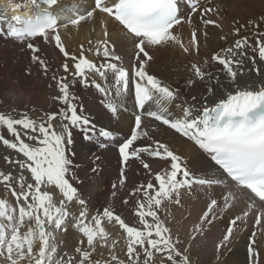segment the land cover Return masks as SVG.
<instances>
[{
    "label": "snow or ice",
    "instance_id": "6c2138e0",
    "mask_svg": "<svg viewBox=\"0 0 264 264\" xmlns=\"http://www.w3.org/2000/svg\"><path fill=\"white\" fill-rule=\"evenodd\" d=\"M29 3L33 15L26 19L13 16L11 20L15 23L0 20V36L27 42L31 60L38 63L45 73L48 71L47 62L40 57V48L34 41H54L55 47L65 57L61 66L65 75L58 77L53 74L52 79L59 91L53 99L63 106L58 112L45 114L46 118L39 123L27 116L14 119L0 114V126L6 127L14 138L13 141L0 135V141L24 158L8 160L20 170L18 178L11 173L0 172V182L15 198V206H10L7 199H0V264H141V255L142 264H155L156 254H161L160 264H191L187 249L182 251L178 247L179 238H174L158 213L165 202L179 205L183 193H191L197 188L203 190L207 197L206 210L194 228V232L203 234L217 218L218 199L208 191L217 187L225 209L233 207V202L238 200L248 202V210L229 221L225 234L216 243L217 264H223L221 250L231 243L237 222H245L249 212L257 208L254 230L247 245V258L248 264H259L257 232L264 236V79L242 84L239 77L245 74L244 66L248 60L252 61L248 72L254 71L257 77L261 76V69L256 67L257 61L248 55V50L264 61V32L254 33L255 46L249 43L248 37H241L202 64H191L194 79H188L186 86L191 88L198 82L203 83L206 95L201 97L202 102L189 103L180 88L162 83L148 73L146 65L153 59L152 50L158 51L169 45H177L185 53L198 52L196 32L192 33L190 45L185 46L175 28L185 20V6L190 9L187 20L191 22L192 14L201 8L199 0H94L90 10L78 12L76 8H60V14H54L60 7L59 0H29ZM97 10L107 14L101 22L104 39L98 41L94 49L89 47L87 52L101 57V63L89 59L83 45L79 56L71 55L58 30L59 27L80 25L93 18ZM69 11L75 18L66 15ZM209 11L211 9L204 8L200 12L201 18ZM109 23L120 26L125 40L133 46L136 66L131 76L128 69L117 63L121 57L115 45L108 40ZM203 23L215 22L204 19ZM249 24L259 28L255 21H249ZM234 32L239 35L240 28ZM68 60L72 63L69 64ZM211 65L221 67L214 72L208 70ZM76 83L86 88L91 86L99 94L102 112L96 122L84 114L82 105L74 103L78 98L71 93L70 87ZM217 93L222 94L221 98L209 105L208 96L215 97ZM128 97L133 98L136 109L134 127L130 136L120 141L111 128V121L118 112L127 111ZM191 99L196 101L195 96ZM173 108L175 112L171 110ZM105 117L109 123L99 124ZM147 118L174 130L206 155L207 162L198 169L202 174H194L181 156L160 141L134 147L138 139L149 135L142 128ZM74 132L80 134V150L90 158L83 178L75 171L80 165L73 159L77 155ZM21 133L36 143H26ZM112 147L116 148L119 157L120 186L127 180L125 170L130 163L139 161L151 173L150 165L142 159V154L169 164L168 169L155 173V182L150 180L136 186L128 194L135 200L134 216L142 227L130 226L108 207L86 222L88 201L82 198L83 193L90 187L92 179L101 177L103 160ZM69 173L77 183L70 181ZM112 189L111 195L115 197L116 183L112 184ZM56 190L58 202L53 199ZM123 203L128 204L129 201L124 199ZM73 204L80 206L78 216L69 209ZM105 219L122 229L126 259L115 254L119 241L112 239L109 242L110 233L102 223ZM73 220L74 227L82 236L74 254L60 256L55 231H67V225ZM97 246L106 247L110 259H94Z\"/></svg>",
    "mask_w": 264,
    "mask_h": 264
},
{
    "label": "bare ground",
    "instance_id": "6f19581e",
    "mask_svg": "<svg viewBox=\"0 0 264 264\" xmlns=\"http://www.w3.org/2000/svg\"><path fill=\"white\" fill-rule=\"evenodd\" d=\"M78 1L80 4H84L85 7L75 6V4L72 3V0H59L60 7L56 9L54 14H60V8H76L79 12L80 10H90L91 7L94 6V0ZM218 1L219 0H199L201 8L203 7V9H211V11L207 12L208 14L206 13L207 16L205 19L214 21V24L205 25L203 23L204 18L202 21L199 20L200 14L198 13L200 12L193 13L191 22H188L187 12L190 11V9H187L185 6V20L182 21L180 26H176L175 28L176 33L181 37L184 45L189 46L193 31L196 30V35H198L197 27H201V30L204 31V34L202 35L200 32L198 35V52L192 50L190 53H185L179 46L169 45L167 47L161 48L158 51L152 50L150 54L153 56V59L146 65L148 73L156 76L161 80L162 83L171 85L175 88H180L184 99L189 103L202 102L201 97L206 95V91L204 84L200 82L191 88L186 86V81L190 78L194 79V77L191 71H189L188 74V71L182 68L183 65L187 63L202 64L204 60L209 59L214 53L221 49L232 46L237 39L241 38L239 35L242 34L241 36L243 37L255 39L254 33L258 34L259 31H261L264 27V20L261 19L264 17V0H238L236 3L232 4L230 7L231 9L227 4V1L230 0H221L225 4L219 5ZM214 3L216 6H213ZM16 4H20L22 7H14ZM30 8H32V5L29 3V0H11V4H9V0H0V20L15 23L11 20V18L17 15L21 16L23 19H26L32 15ZM9 9H14L13 12L15 13H10ZM68 16H74V14H68ZM106 18L107 14H102L99 12V10H97L96 13H94L93 18L81 22V24L78 26L69 25L67 28L59 27L58 30L66 50L71 55L79 56L81 52L80 46L83 45L89 59H94L97 63L103 62L101 57H96L94 52H87V50L89 47L94 49L96 43L104 39L101 22ZM218 21H221L220 25ZM249 21L257 22L259 24V28H254L249 24ZM63 23L64 21L62 20L61 24ZM241 25L244 27L241 28ZM236 28H240L239 35H236L234 32ZM107 30L109 32V42L115 45V50L121 57V60L117 63L119 66L128 69L129 75L131 76L133 74V68L136 66L133 46L130 42L125 40L121 32V28L117 24L109 23ZM222 37L225 39H222ZM185 39H188V41ZM89 41L92 42L91 45L89 44ZM6 42L7 39L0 36V61L3 64L2 67L0 66V71L2 69L4 70L8 80L6 83L0 81V92L2 89H7V91L9 90L13 94L19 93L22 95V98L28 96V98L30 97L29 99L31 101L38 104H35L36 107H41V109L46 108L48 105H51L50 108L57 106L59 101L52 100L54 95L57 94L55 91H53V89L50 93L51 98L47 100H44L41 97L43 93L37 89V87L41 84L40 81L47 85V83L50 82L46 80V78H49L50 80L51 75L49 73L54 72L55 69H61L62 64L65 62V57L55 47L54 41L50 43L44 42L43 39H37L34 41V43H36L40 48V57L47 62V73L44 72L38 63H31L33 61H30L29 55L22 53V48L24 47L25 50L27 48L26 45H22L23 47L21 46L22 48H20L19 42L15 41L8 48L5 46ZM14 56H18L17 61L15 60ZM19 63H21L20 67L17 68ZM68 63L71 64L72 61L68 60ZM246 64L248 65L251 63L247 61ZM10 65L14 66V71L9 68ZM166 65H175L178 68L176 71L178 70L177 75L179 78H175L173 80L168 78L165 74L166 71L164 70ZM256 65L260 66L258 68L261 69V76L257 77L254 71L248 72V70L245 68V74L239 77L242 84L248 83L250 80L254 79H264V64H258L257 61ZM218 67L221 66L211 65L208 70L215 72L216 68ZM247 68L250 69L251 66ZM24 72L26 76L24 75ZM34 73H37L38 79L33 78ZM16 76L20 77L23 82ZM95 78L96 77H93V79ZM69 79L72 78L69 77ZM70 91L75 93L74 95L77 96V98L82 96V99L79 100L78 105H82L84 114L96 122L97 118L101 115L102 105L100 103L99 94L95 91V89L91 86L86 88L81 84L76 83L74 86L70 87ZM20 95L18 98H20ZM58 95L59 91L56 96ZM193 96L196 97V101H192L191 98ZM221 96V93H217L215 97L208 96L209 105L213 104L214 101L221 98ZM22 98H20V101H22ZM40 103H45L47 106H39ZM32 104V102L30 104H26L25 107L30 105L32 106ZM15 105H20V103L15 102ZM126 106L127 111L118 112L117 116L111 121V128L115 133H117L120 141H123V139L130 136L131 130L134 127V112L136 109L134 107V100L132 97H128ZM171 110L174 112L176 111L174 108ZM33 111L35 112V110ZM36 113H38L37 110ZM34 116H38V114H35ZM108 123L109 121L107 117L99 121V124L101 125ZM54 126L57 127V124ZM142 128L147 131L149 135L147 137H141L138 139L134 143V147H140L147 144H152L154 141H160L167 144L171 150H173L177 155L181 156L183 160L188 163L189 168L192 169L194 174H202L198 171V169L204 162H207V158L206 155L203 154L191 141L176 133L174 130L167 128V126L154 121L152 118L145 119L142 123ZM74 138L77 141L76 145L74 146V150L77 151L78 155L75 157L76 159H84L83 163L82 161L79 162L81 165L79 168L75 169V171L80 178H83L85 170L87 169V164L85 161L88 163L87 160H90V158H86L84 153H81V137L79 132H74ZM0 150H7L10 152L11 154L9 157L14 155V152L12 151L13 149H9L8 147L4 146V144L2 145V143H0ZM5 153L6 152H4V155ZM15 156L16 157H11V159L17 160L18 155L16 154ZM21 158L24 159L22 154ZM142 159L149 163L152 170L151 173L145 170L142 165H140L139 161L130 163L125 170L127 180L123 186H120L119 157L116 148H111L107 154V157L103 160L104 171L101 177L92 179L90 182V187L83 193L82 198L88 201L89 217L86 222H90L91 216L102 213L103 209L108 207L111 208L116 214H121L122 216H120L125 220L126 223H129L130 226L142 227L139 223V219L133 215L135 211V200L128 194L136 186L145 184L150 180L155 182V173L169 168V164L167 162L159 160L158 158L148 157L147 154H142ZM26 175L30 176V174ZM88 175L91 177L90 172ZM69 178L71 182L77 183L75 178L72 177L71 173H69ZM113 183L117 184L115 197L111 195V192L113 191ZM208 191L211 192L213 198L218 199L219 208L216 212L217 218L214 220L211 226L207 227V230L203 234L194 232L195 225L199 222L200 216L206 210L207 197L203 190L197 188L193 189L191 193H183L181 197V203L179 205L165 202L160 213L166 221L167 226L175 235V238H179L180 243L182 242V245L184 244L185 249L188 248L194 252L195 256H197L201 261L200 264H217L215 245L225 234L229 221L234 218L235 215H241L243 211L248 210V202L246 200H238L233 202V207L225 209L223 207L219 188L217 187ZM57 193L58 190H56V193L53 194V199L54 201L58 202ZM5 199L8 200L10 206H15V198L11 196L10 192L6 195ZM124 199H127L129 203L124 204ZM136 199H139V197H136ZM256 199L259 204L258 198ZM69 209L74 216L79 215V205H69ZM258 210V208L251 210L245 222H237L238 227L234 228V237L230 238L231 243L226 248L221 250V259L223 264H248L247 245L249 242V237L254 230L253 226L255 224V215ZM74 223L75 221L73 220L72 223L67 225V231H64L63 229L55 231L58 244V254L60 256H63L64 253L74 254V248L78 245L82 236V234H80L74 227ZM102 223L106 230L110 233L109 242H111L112 239L119 241L115 249V254L121 259H126V240L121 235L122 229H120L119 225L115 222L109 223L106 219L103 220ZM258 228L259 226H257V229ZM256 239L258 241L257 248L259 251V264H264V255L263 252H261V249L263 248L262 246H264V236H262L258 231ZM155 257V264H160L162 259L161 254H156ZM93 258L100 260L110 259L109 250L106 247L97 246V251L93 253ZM141 258H143L142 255Z\"/></svg>",
    "mask_w": 264,
    "mask_h": 264
},
{
    "label": "rangeland",
    "instance_id": "374dc122",
    "mask_svg": "<svg viewBox=\"0 0 264 264\" xmlns=\"http://www.w3.org/2000/svg\"><path fill=\"white\" fill-rule=\"evenodd\" d=\"M232 1V2H231ZM238 0H230V1H227V4H228V7L230 8L231 6H232V4L233 3H236ZM72 3H74L75 4V6H77V7H85V5L84 4H80L79 3V1L78 0H72ZM231 3V4H230ZM219 4H225V3H223L221 0H219L218 1V5ZM213 6H216V4L214 3L213 4ZM203 7L201 8V9H199V11H197V12H202L203 10ZM231 9V8H230ZM14 10V9H13ZM13 10H10L9 9V11H10V13H15V12H13ZM30 12H31V14L33 15V10H32V8H30ZM68 14H73V12L71 13V12H67L66 13V15H68ZM198 14H200V13H198ZM208 14V13H207ZM207 14H204V16H203V18L205 19V17L207 16ZM73 18H75L74 16H72ZM199 20H201L202 21V18H201V16L199 15ZM219 22V21H218ZM221 24V21L219 22V25ZM194 31H196V30H194ZM197 33H198V35L200 34V32L202 33V35L204 34V31L203 30H201V27H197ZM262 32H264V27H263V29L261 30ZM261 31H259V32H261ZM197 35V36H198ZM242 35V34H241ZM241 35H239L240 37H243V36H241ZM238 36V37H239ZM205 37V36H204ZM197 38H199V36L197 37ZM186 41H188V39H185ZM13 42H15V40L14 39H11V38H7V42L5 43V46L6 47H10V45H12L13 44ZM249 43H251L253 46H255V39H249ZM19 44H20V48H22L23 46L22 45H26L27 44V42L26 43H24V42H19ZM9 45V46H8ZM22 46V47H21ZM204 46H205V42H204ZM8 48H6V49H8ZM22 53H24L25 55H29V59H30V61H32L31 60V53H30V51L26 48L25 50H24V47L22 48ZM248 54L250 55V56H253L255 59H256V61H258V64L259 63H262V64H264V61H260L259 60V57H258V54H254V53H252L251 52V50L249 49L248 50ZM15 57V60L17 61V57L18 56H14ZM248 62L249 63H251L252 64V61L251 60H248ZM31 63H33V64H35L34 62H31ZM20 64L21 63H19L18 65H17V68L18 67H20ZM193 64V63H192ZM251 64H245V68L248 70L249 68H247V67H252V65ZM257 64V63H256ZM189 65V66H188ZM261 65V64H260ZM0 66L2 67L3 66V64H2V62L0 61ZM13 65H10L9 66V68H11L12 69V71H14V69H13ZM256 67H260L259 65H256ZM183 69H186V71H188V74H189V71H190V68H191V64H189V63H187V64H185V65H183V67H182ZM176 69H178L175 65H166V67H164V70L166 71L165 72V74H166V76L168 77V78H170L171 80H173V79H175V78H179L178 77V75H177V73H178V70L176 71ZM173 70V71H172ZM15 73V72H14ZM51 76H50V80H49V78H46V80L47 81H50L49 83H47V82H45V83H47V85L49 86H47L46 84H44L42 81H40V85L37 87V89L41 92V93H43V95H41V97L44 99V100H47V99H50L51 97V95H50V93H51V90L53 89V91H55L57 94H58V88H57V85H56V82L52 79V76H53V74H56L58 77L59 76H63L65 73L63 72V69L61 68V69H55V71L54 72H50L49 73ZM174 74V75H173ZM24 75H25V72H24ZM173 75V76H172ZM26 76V75H25ZM19 80H21L22 81V79L20 78V77H18V76H16ZM33 77V76H32ZM33 78H36V79H38V77H37V73H34V77ZM259 80V79H258ZM0 81L1 82H3V83H6L8 80H7V78H6V75H5V72H4V70L2 69L1 71H0ZM255 81H257V80H250L248 83H250V82H255ZM23 82V81H22ZM8 92V93H7ZM71 93L72 94H75V93H73L72 91H71ZM52 94H53V92H52ZM56 94V95H57ZM6 95V96H5ZM8 95V96H7ZM20 94L19 93H17V94H13L11 91H7V89H2V91L0 92V114H2V115H5V116H8V117H11V118H14V119H19V118H21V117H23V116H27L28 118H30V119H35L38 123L39 122H42L45 118H46V115L45 114H47V113H52V112H58L59 111V109L63 106L62 104H61V102L59 101L58 102V105L57 106H55V107H51L50 108V106L48 105H45V103H40L39 104V106H44V107H46V108H43V109H41V107H36V105H38V104H36L35 102H33V101H31L29 98H28V96L27 97H25V98H22V95H20V98H22V101H20V98H18V96H19ZM56 95H54V97H56ZM11 96V97H10ZM77 97V96H76ZM6 98H8V99H6ZM80 99H82V96H80L78 99H76L75 101H74V103H76L77 105H78V102H79V100ZM52 100H54L55 101V99H52ZM10 101V102H9ZM15 102L16 103H20V105H15ZM33 103L32 104V106L30 105V106H28V107H25L26 106V104H30V103ZM14 103V104H13ZM24 103V104H23ZM56 103V102H55ZM23 104V105H22ZM36 104V105H35ZM21 106H23V107H21ZM31 107H32V109H31ZM35 107V108H34ZM41 109V110H40ZM33 110H35V112L33 111ZM36 110L38 111V113H36ZM51 110H52V112H51ZM35 114H38V116H34ZM42 114V115H41ZM59 119V118H58ZM56 123H54V125H55ZM55 127V126H54ZM17 128H18V130H20L19 129V126H17ZM0 135H2V136H4V138H6V139H9V140H13L14 141V138L7 132V130H6V127H4V126H0ZM21 138L22 139H24L25 140V142L26 143H29V144H35L36 142L35 141H31V140H29L26 136H24L23 135V133H21ZM0 143H2V145H3V142L2 141H0ZM4 146H6V145H4ZM7 147V146H6ZM9 148V147H8ZM9 149H11V148H9ZM13 152H14V155L13 156H11V157H16L15 155L17 154L18 155V159H22L21 158V154L20 153H18V152H16L15 150H12ZM4 152H6L5 153V155H4ZM81 153H82V151H81ZM11 153L10 152H8L7 150L6 151H1L0 150V172H3L4 174H9V173H11L13 176H15V177H19V175L21 174V172L20 171H18L19 169L14 165V164H8V160H12L11 159V157H9V155H10ZM78 156V155H77ZM23 157V156H22ZM7 158V159H6ZM7 160V161H6ZM76 160V161H75ZM84 159H76V157H74V161H75V163L76 164H79V162H81L82 161V163L84 162L83 161ZM88 161V163L85 161V163L87 164V166H88V164H89V162H90V160H87ZM79 165H81V164H79ZM13 171H15V172H13ZM18 175V176H17ZM9 193V191L6 189V187H5V185L2 183V182H0V199H5L6 198V195ZM133 204V203H132ZM160 216H161V213L159 212L158 213ZM119 215H121V214H119ZM134 215V214H133ZM122 216V215H121ZM161 218L162 219H164L162 216H161ZM151 220V218H149V221ZM167 224V223H166ZM142 226V225H141ZM173 236H174V238H175V235L173 234ZM182 246V247H181ZM178 247L183 251L184 249H185V246H184V244L182 245V242L181 243H179V245H178ZM263 248L261 249L262 251L261 252H263V255H264V246H262ZM191 251V252H190ZM186 255L187 256H190L189 257V260H190V262H191V264H200L201 263V261L199 260V258L197 257V256H195V254H194V252H192V250L190 249H188L187 248V252H186ZM193 255V256H192ZM192 257V258H191ZM197 257V258H196ZM156 257H154V259H155ZM196 258V259H195ZM263 258H264V256H263ZM198 260V261H197ZM142 261H143V258H141V264H142ZM195 262V263H194Z\"/></svg>",
    "mask_w": 264,
    "mask_h": 264
}]
</instances>
